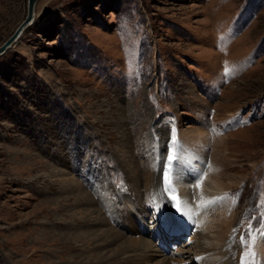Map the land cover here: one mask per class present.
I'll return each instance as SVG.
<instances>
[{
    "label": "rangeland",
    "instance_id": "374dc122",
    "mask_svg": "<svg viewBox=\"0 0 264 264\" xmlns=\"http://www.w3.org/2000/svg\"><path fill=\"white\" fill-rule=\"evenodd\" d=\"M27 11L0 0V46ZM191 150L186 192L226 167L227 263L264 264V0H38L0 56V264H158L138 238L195 251L197 222L169 202L184 186L150 202Z\"/></svg>",
    "mask_w": 264,
    "mask_h": 264
},
{
    "label": "bare ground",
    "instance_id": "6f19581e",
    "mask_svg": "<svg viewBox=\"0 0 264 264\" xmlns=\"http://www.w3.org/2000/svg\"><path fill=\"white\" fill-rule=\"evenodd\" d=\"M186 132L187 134L185 133L186 135L184 136L183 144L192 145V149L202 148L203 145H206L205 140H209L208 134H206L202 130L200 131L199 130H194V131L187 130ZM181 153L183 154L180 156L179 160L180 161L182 160V166L180 167L178 171L179 162L177 163L178 164L176 167L177 171L174 173L173 176H171L172 177L171 181L176 182V184L181 187L184 186L183 190L182 191L180 190L181 192L178 195L180 207L183 208L182 209L183 212L182 211L181 212L184 214L183 215L184 218H186L187 220V218L191 217L192 225L193 223H195L194 225H196V222H197V225L195 227H198L197 229L199 230H197L195 236L198 242L196 241L197 245L194 246L195 251L192 248L191 249L195 252V257L205 259L206 261H209L211 264H228L226 257H227V253L229 252L230 243L229 244L227 243L226 239L228 238H226V233H224V230H225L224 228H226V230H230L231 221L233 220L234 215L232 216L233 213L228 215L227 210L225 214V212H223L224 211L223 209H225L227 206L223 208V206L219 205V201L216 200L217 198H220L218 197L219 192L217 191H221L222 195L226 196V194L228 193V189L230 187V185L226 184L225 181L223 180V176H225L227 173L226 167L224 168L223 165H219L216 159L215 160L216 164L214 161V165H213V168L215 169L214 170L212 169L213 170L212 175H214V178L212 180H213V183L216 184V187H212L211 185L202 183L203 185L199 186V188H197L198 190L192 188V192H186L185 189L187 188L185 187H187V185L190 184V181L188 182L189 184H187L186 180H188V178H193L191 181L192 183L198 182V178L200 177L202 159L197 154H194V151L192 150L188 152L189 155L185 154L184 152H181ZM189 172L191 173L190 176L188 175ZM194 174H198V178L194 179ZM165 187L166 186L162 187L161 192L159 190L157 191H154L153 189L151 190L150 202H152V204H155L156 208L158 207L164 208L165 206V202H164L165 194H166ZM172 187L173 186L171 185L169 188L172 189ZM189 193H191L190 196H192V194L195 196L194 198H192V201L190 200ZM194 200L196 201V203H198L196 204V206H194L195 204ZM213 208H215L216 210L221 209L220 214H218L216 210L215 212H213L212 210ZM193 214H196V217ZM180 218L181 220L179 223L185 232L184 228H186L185 225H187L186 220L184 222V219L182 218V216H180ZM198 219L200 220V223H198ZM128 224L129 226L132 227L133 220L131 219V223L129 222ZM171 227L175 228L173 224ZM191 227L193 226H189L187 228H191ZM174 237H176V234H174ZM131 240L129 242L130 244L129 246H131V243L135 245V248H137V252H140L141 254L138 257L139 260L148 261L149 258H157L158 264H187V263H190L188 258H189V254H191L190 253L191 249L184 250V249L179 248L175 251L169 250V252H167V251H163L159 249V247L154 248L153 245H151L152 243H150L148 240L146 242L144 240L143 245H141L143 241L142 239L138 238L132 241ZM158 244H160V242H158ZM185 247H189V246L185 245ZM141 249H143V251H141ZM185 254H188V255H185ZM138 262H141V261H138Z\"/></svg>",
    "mask_w": 264,
    "mask_h": 264
},
{
    "label": "water",
    "instance_id": "95a60500",
    "mask_svg": "<svg viewBox=\"0 0 264 264\" xmlns=\"http://www.w3.org/2000/svg\"><path fill=\"white\" fill-rule=\"evenodd\" d=\"M38 0H28L27 15L15 32L0 46V56L6 53L12 45L21 37L23 32L33 23L35 18V7Z\"/></svg>",
    "mask_w": 264,
    "mask_h": 264
},
{
    "label": "snow or ice",
    "instance_id": "6c2138e0",
    "mask_svg": "<svg viewBox=\"0 0 264 264\" xmlns=\"http://www.w3.org/2000/svg\"><path fill=\"white\" fill-rule=\"evenodd\" d=\"M173 144H175L174 132H173ZM169 171H170V170H169ZM164 179H165V184H166L165 192H170L171 189L168 187V185L171 184V180L169 179V172H168V171L165 172ZM217 199H221V200H222V199H225V197H220V198H217ZM171 201H176V202H177V203H176V207L179 209V207H180V203H179V196H178V194H177V195H171V197H170V201H169V202H171ZM154 206H155V205H154ZM249 231H251V227L249 228ZM251 239L254 240L255 237L253 236V237H251ZM241 242H242V243H245V242L243 241V238H241ZM249 247H250V246H249ZM246 255L253 257L252 264H254V256H255V253L249 251L248 253H246Z\"/></svg>",
    "mask_w": 264,
    "mask_h": 264
}]
</instances>
